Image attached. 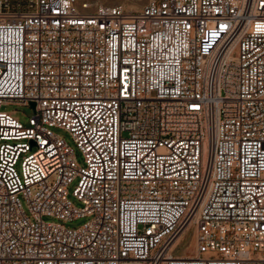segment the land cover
Returning a JSON list of instances; mask_svg holds the SVG:
<instances>
[{"label":"built area","instance_id":"built-area-1","mask_svg":"<svg viewBox=\"0 0 264 264\" xmlns=\"http://www.w3.org/2000/svg\"><path fill=\"white\" fill-rule=\"evenodd\" d=\"M3 104L0 264H264V0H0Z\"/></svg>","mask_w":264,"mask_h":264},{"label":"rangeland","instance_id":"rangeland-1","mask_svg":"<svg viewBox=\"0 0 264 264\" xmlns=\"http://www.w3.org/2000/svg\"><path fill=\"white\" fill-rule=\"evenodd\" d=\"M102 3L109 4H119L126 11H137L144 4L145 0H98ZM0 110L13 116L20 123L25 124L27 119L32 115V109L29 106H21L15 104H3L0 106ZM55 133L61 136L65 142L73 149V152L76 156V160L78 162L81 161V156L79 152L76 150L74 143L71 140L70 135L59 128L53 129ZM75 184V181L71 182L68 185V191L70 192ZM69 199L71 202L80 207L81 204L79 201L75 200L72 196L69 195ZM23 204V202H22ZM24 207V204H23ZM44 220L47 221H56L49 217H43ZM86 217H79L70 221H66L63 223L65 227L74 228L80 226L83 222L86 221ZM171 253L175 256H191L194 254V239H193V228L188 226L182 233L179 241L171 247Z\"/></svg>","mask_w":264,"mask_h":264},{"label":"bare ground","instance_id":"bare-ground-1","mask_svg":"<svg viewBox=\"0 0 264 264\" xmlns=\"http://www.w3.org/2000/svg\"><path fill=\"white\" fill-rule=\"evenodd\" d=\"M183 231L184 230H180L178 232V234L175 236V238H174L173 243L171 244V246H173L174 244H176L179 241V239L181 238V235H182Z\"/></svg>","mask_w":264,"mask_h":264},{"label":"water","instance_id":"water-1","mask_svg":"<svg viewBox=\"0 0 264 264\" xmlns=\"http://www.w3.org/2000/svg\"><path fill=\"white\" fill-rule=\"evenodd\" d=\"M29 105H30V107H32L33 106V103H29Z\"/></svg>","mask_w":264,"mask_h":264}]
</instances>
